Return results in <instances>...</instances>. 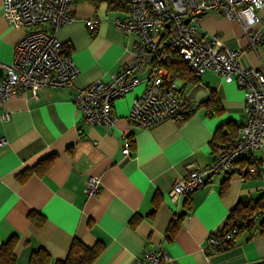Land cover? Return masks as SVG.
Instances as JSON below:
<instances>
[{"label": "crops", "instance_id": "obj_1", "mask_svg": "<svg viewBox=\"0 0 264 264\" xmlns=\"http://www.w3.org/2000/svg\"><path fill=\"white\" fill-rule=\"evenodd\" d=\"M72 19L61 25L57 38L69 49L78 68L73 86L12 94L0 108V244L15 237L16 264H29L31 253L42 248L49 264L64 261L73 239L91 248L101 245L92 264H134L147 249L161 250V264H264V231L259 221L241 230L226 248L209 252L208 234L222 229L231 210L264 198V153L258 174H214L203 187L171 200L172 182L211 161L215 145L237 139L245 119L243 92L213 71L200 76L174 74L182 104L179 111L152 127L129 123L127 116L139 83L113 102V126L86 122L73 102L78 87L107 81L133 56L138 37L117 28L115 17L125 10L74 0ZM264 18V7L260 10ZM98 17L89 30L85 20ZM29 27L11 25L0 0V64L13 60L14 45ZM264 34V23L261 25ZM198 32L217 35L224 47L238 49L243 68L264 66V38L251 48L240 25L219 11L203 13ZM2 70L0 69V73ZM214 93L220 112L207 107ZM220 133H227V136ZM128 142L129 153L122 148ZM54 156L39 172L40 162ZM30 171L21 179V175ZM98 175L101 190L85 193V180ZM36 212L38 225L29 218Z\"/></svg>", "mask_w": 264, "mask_h": 264}, {"label": "built area", "instance_id": "obj_2", "mask_svg": "<svg viewBox=\"0 0 264 264\" xmlns=\"http://www.w3.org/2000/svg\"><path fill=\"white\" fill-rule=\"evenodd\" d=\"M74 0H2V10L11 25L29 27L14 45L13 60L0 64V108L12 94L29 90L36 96L40 89L73 86L78 68L69 49L57 38V29L73 17L70 5ZM120 3L125 17H115L117 28L135 33L138 40L132 59L121 70L113 72L107 81H94L75 89L73 102L79 115L89 124L113 126V102L143 83L142 93L135 97L127 116L129 123L142 128L152 127L174 116L182 104L179 86L173 73L164 65L171 51L185 63L195 76L206 71L220 75L243 92L245 121L238 126V137L232 142L217 144L209 164L190 169L175 179L169 189L171 200L189 195L207 184L219 172L237 174L242 178L260 172L259 153H264V66L243 68L239 65L238 49L224 47L217 35L208 38L198 32L203 13L219 11L242 28L248 44L255 48L264 38L260 10L264 0H111ZM188 19V21H186ZM100 19L85 20L92 30ZM8 120V112L0 113ZM6 138L0 134V148ZM129 153L128 142L122 148ZM89 196L101 190L100 177L90 175L85 180ZM250 208L233 218L225 229L206 237L204 248L215 252L229 247L235 236L256 224L264 214V198L260 204L250 202ZM257 231H259L258 226ZM166 255L157 249H147L134 264H161Z\"/></svg>", "mask_w": 264, "mask_h": 264}, {"label": "trees", "instance_id": "obj_3", "mask_svg": "<svg viewBox=\"0 0 264 264\" xmlns=\"http://www.w3.org/2000/svg\"><path fill=\"white\" fill-rule=\"evenodd\" d=\"M94 4H98L100 1H108L109 7L111 8H121L120 3L111 1V0H89ZM164 65L173 73V75L181 73L186 74L193 73L188 66L183 63L179 58L178 54H175L174 51H171L168 55L167 61ZM207 107L211 108L215 112H220V105L214 93L210 95L205 104ZM227 136V133H220L219 135ZM54 159V156H49L42 162H40L39 166L41 167L39 172H42L44 168H46ZM30 171H26L21 175V179L26 178L29 175ZM261 199L254 201L255 205L260 204ZM250 202L247 205H237L234 207L227 219L225 226L222 229L228 228L232 222L233 218L237 215H240L243 212H247L250 208ZM29 218L34 220L38 225H40L43 218L37 214L36 212H30ZM262 219L259 221L258 228L261 232L264 231V214L262 215ZM254 225V224H253ZM252 227V225L248 226ZM16 239L15 237H10L6 242L0 244V264H16V256L14 253ZM101 252V245L97 244L91 248L82 244L79 240L73 239L70 247L68 249L67 256L64 261H57L55 264H92V262L96 259V257ZM50 256L49 254L43 250L42 248H38L34 250L29 257V264H49Z\"/></svg>", "mask_w": 264, "mask_h": 264}, {"label": "water", "instance_id": "obj_4", "mask_svg": "<svg viewBox=\"0 0 264 264\" xmlns=\"http://www.w3.org/2000/svg\"><path fill=\"white\" fill-rule=\"evenodd\" d=\"M186 21H188V19H186Z\"/></svg>", "mask_w": 264, "mask_h": 264}]
</instances>
